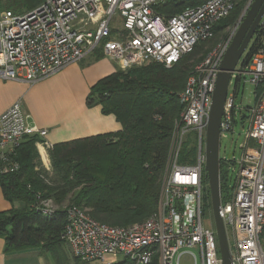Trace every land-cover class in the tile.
Wrapping results in <instances>:
<instances>
[{
  "label": "built area",
  "instance_id": "1",
  "mask_svg": "<svg viewBox=\"0 0 264 264\" xmlns=\"http://www.w3.org/2000/svg\"><path fill=\"white\" fill-rule=\"evenodd\" d=\"M163 1L43 0L23 13L4 11L0 80L34 83L97 51L121 71L149 63L171 68L198 43L208 41L237 2L203 0L165 17L154 12ZM233 37L194 67L179 93L182 112L156 212L142 222L118 227L96 221L86 209H68L59 239L72 259L82 264H151L157 258L158 264H178L185 254L194 264L197 256L200 264H222L215 230L202 223L205 131L219 66ZM252 39L256 51L236 68L239 59L230 75L228 88L235 80L234 90L228 94L227 88L219 128L220 140L231 131L240 110L235 91L247 76L254 86V103L244 109L249 127L241 157L236 161L234 154L218 152L225 176L230 165H238L230 201L220 202L219 208L225 231L231 232L232 264H264V14ZM191 132L194 154L190 162L181 163V140ZM45 135L24 114L20 100L1 113L0 175L18 171L11 157L26 138L40 140ZM41 210L49 214L53 209Z\"/></svg>",
  "mask_w": 264,
  "mask_h": 264
},
{
  "label": "trees",
  "instance_id": "2",
  "mask_svg": "<svg viewBox=\"0 0 264 264\" xmlns=\"http://www.w3.org/2000/svg\"><path fill=\"white\" fill-rule=\"evenodd\" d=\"M24 1L29 11L43 0ZM202 2L166 0L155 6L154 12L168 17ZM238 14L237 5L214 31L232 23ZM204 44L198 43L171 68L149 63L116 70L94 84L86 97L87 106L99 105L104 115L115 117L121 129L52 145L49 174L39 166L37 137L26 138L15 149L11 161L19 166L18 171L0 175L3 198L13 206L0 212L5 252L39 248L56 264H69L70 256L59 239L68 209H88L96 221L118 227L142 222L156 212L182 112L179 93L202 60L194 57ZM256 48L253 42L244 62ZM93 56L103 55L97 51ZM193 154V148L179 153V162H190ZM219 185L221 194L226 176L220 167ZM45 201L54 205L68 201V205L43 214L39 206ZM156 262L154 258L151 264Z\"/></svg>",
  "mask_w": 264,
  "mask_h": 264
},
{
  "label": "crops",
  "instance_id": "3",
  "mask_svg": "<svg viewBox=\"0 0 264 264\" xmlns=\"http://www.w3.org/2000/svg\"><path fill=\"white\" fill-rule=\"evenodd\" d=\"M93 55L34 83L0 80V114L20 100L24 114L37 128L46 131L45 137L36 144L50 148L77 138L118 132L121 125L113 115H104L99 105L88 107L86 104L90 88L116 71L113 60ZM12 207L0 190V212ZM0 264L56 263L49 253L39 248L5 252V242L0 237Z\"/></svg>",
  "mask_w": 264,
  "mask_h": 264
},
{
  "label": "rangeland",
  "instance_id": "4",
  "mask_svg": "<svg viewBox=\"0 0 264 264\" xmlns=\"http://www.w3.org/2000/svg\"><path fill=\"white\" fill-rule=\"evenodd\" d=\"M166 0H164L162 3H164ZM254 0H237L235 6L233 7L232 11L234 8L238 5L239 6V14L237 18L230 24L223 25V27H220V30L214 31L213 36L206 42H204V46L202 47V50L200 53L195 55L194 58L198 59L199 57L202 58V60L206 57V55L214 48L216 47L219 43L225 42L228 38L231 36L233 37L236 31L238 30L243 18L245 17L246 13L250 9V6L252 5ZM0 8L3 9V11H11L13 13H23L26 11V5L24 0H0ZM230 15V14H229ZM228 15V16H229ZM221 26V24H219ZM119 27V25H116ZM253 43V39L249 42L247 45L246 49L244 50L240 61L237 63L236 68H240L243 59L246 57V54L251 47ZM90 58V56H89ZM87 59V58H86ZM201 60V61H202ZM200 61V62H201ZM199 62V63H200ZM198 63V64H199ZM144 65L140 66H133V67H141ZM116 70H119L118 66L115 64ZM132 68V67H131ZM127 70V69H126ZM124 71V70H123ZM234 85H235V80L230 84L228 88V94H232L234 90ZM236 93V98H235V105L240 109L236 111V115L234 117V123L232 124L231 131L226 133L225 137H222L219 140V155H229V154H234L235 155V160L238 161L241 157V150L240 146L244 144L245 142V135L248 131L249 123L247 120L248 112L245 111V108H249L253 105L254 103V86L248 81V77H245V80L242 79L240 83L239 90L235 91ZM242 116H245L243 119ZM193 138L194 134L191 132L188 134L187 137H184L181 145V150L179 153L183 155V151H188L190 148H193ZM37 145V146H36ZM38 158L40 161V168L45 172V173H50L51 166L50 163L48 162V152L51 149L48 146L41 145V143L35 144ZM188 161H185L186 163ZM238 170V165H230L228 169V173L226 175V186L222 189V193L220 195V202L223 204L227 203L230 201L231 198V188L233 187L234 184V179L235 175ZM208 185L207 183H204V188H203V201H202V223L205 228L209 229H214V222H213V217H212V211H211V204H210V197L208 194ZM208 194V195H207ZM68 205V201H65L64 203L60 205H54L52 202H44L41 203L40 208L44 209H57V210H64ZM88 211V209H87ZM226 235H227V241L228 245L230 247L232 243V238H231V232L230 229L226 230ZM61 241V240H60ZM156 264H158V259L156 258ZM68 262L69 264H73L74 262L72 259L68 257ZM178 264H194V261L192 258H190L188 255H183L180 257ZM199 263V259L197 256V263Z\"/></svg>",
  "mask_w": 264,
  "mask_h": 264
},
{
  "label": "water",
  "instance_id": "5",
  "mask_svg": "<svg viewBox=\"0 0 264 264\" xmlns=\"http://www.w3.org/2000/svg\"><path fill=\"white\" fill-rule=\"evenodd\" d=\"M264 14V0H254L243 18L219 66L205 131V177L209 190L214 230L222 264H232L223 221L219 215V128L230 75L251 41Z\"/></svg>",
  "mask_w": 264,
  "mask_h": 264
}]
</instances>
